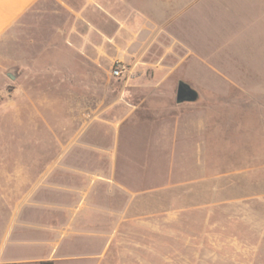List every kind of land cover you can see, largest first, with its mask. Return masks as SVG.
<instances>
[{
  "label": "rangeland",
  "instance_id": "obj_1",
  "mask_svg": "<svg viewBox=\"0 0 264 264\" xmlns=\"http://www.w3.org/2000/svg\"><path fill=\"white\" fill-rule=\"evenodd\" d=\"M221 1L40 0L0 37V243L86 145L127 213L56 264H264V18ZM179 81L197 102L176 103ZM29 236L6 253L47 256Z\"/></svg>",
  "mask_w": 264,
  "mask_h": 264
},
{
  "label": "crops",
  "instance_id": "obj_2",
  "mask_svg": "<svg viewBox=\"0 0 264 264\" xmlns=\"http://www.w3.org/2000/svg\"><path fill=\"white\" fill-rule=\"evenodd\" d=\"M39 1L0 0V37ZM220 1L218 0L219 3ZM233 1L242 9H251V7L257 10L262 9L259 14L261 20L262 15L264 18V0ZM220 5L226 6V3L221 1ZM250 22L251 19H249V24ZM88 150L86 145H81L73 154L70 152L67 155L68 157L71 154V157L67 160L61 161L60 157L57 158L56 163L52 166V183L49 187L51 191H42L35 200L36 222L34 224L29 222V230L27 228V232L24 229V231L20 230L15 235L14 240L10 225L4 231L0 243V264H31L35 262L40 264V262L47 261L56 264L61 259H64L57 256L60 242L68 236L81 234V230L87 227L97 229L100 232L99 238L104 241V249L107 247L109 243L108 227H111L110 233H113L122 224L124 215L127 212L125 208L109 205L111 201L121 202L123 193L119 197L112 199L114 196L108 195L106 186H111V184L122 186V183L116 182L111 175L93 172L89 163H86V156L90 153ZM95 185L99 186V189L90 195ZM102 188L103 191H101ZM44 206H51L53 211L50 216L43 213L41 217H45L46 220L40 222V211L44 209ZM80 212L83 213L79 221L74 225L75 219H77ZM33 215L31 213L29 217L31 218ZM29 217L27 218L30 219ZM32 229L35 231H31ZM32 234L36 235L35 239L31 240L34 243L33 245L46 250L47 256L19 261L13 258L12 253H6L8 246L20 247L24 245L27 239H31L29 235ZM40 234H44V236L40 237Z\"/></svg>",
  "mask_w": 264,
  "mask_h": 264
},
{
  "label": "water",
  "instance_id": "obj_3",
  "mask_svg": "<svg viewBox=\"0 0 264 264\" xmlns=\"http://www.w3.org/2000/svg\"><path fill=\"white\" fill-rule=\"evenodd\" d=\"M6 75L10 79H15V76L11 72H7ZM199 98L200 95L196 89L184 81L178 82L176 87V103H195Z\"/></svg>",
  "mask_w": 264,
  "mask_h": 264
},
{
  "label": "built area",
  "instance_id": "obj_4",
  "mask_svg": "<svg viewBox=\"0 0 264 264\" xmlns=\"http://www.w3.org/2000/svg\"><path fill=\"white\" fill-rule=\"evenodd\" d=\"M112 74L115 77H119L122 74V70L120 66H116L112 69Z\"/></svg>",
  "mask_w": 264,
  "mask_h": 264
},
{
  "label": "trees",
  "instance_id": "obj_5",
  "mask_svg": "<svg viewBox=\"0 0 264 264\" xmlns=\"http://www.w3.org/2000/svg\"><path fill=\"white\" fill-rule=\"evenodd\" d=\"M40 264H52L51 261H47V262H40Z\"/></svg>",
  "mask_w": 264,
  "mask_h": 264
}]
</instances>
